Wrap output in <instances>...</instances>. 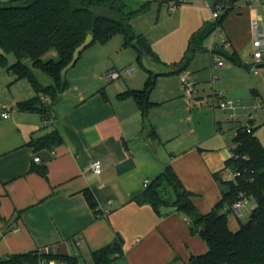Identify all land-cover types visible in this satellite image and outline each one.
Listing matches in <instances>:
<instances>
[{
	"label": "crops",
	"instance_id": "0c3cea01",
	"mask_svg": "<svg viewBox=\"0 0 264 264\" xmlns=\"http://www.w3.org/2000/svg\"><path fill=\"white\" fill-rule=\"evenodd\" d=\"M214 3L196 0L174 11L177 17L192 12L179 39L163 47L148 40L163 62L158 65L165 68L157 71L146 118L134 98L119 97L143 89L149 76L139 63L138 50L125 41L124 50L103 44L81 55L47 124L38 104L34 109L19 107L37 97L31 81L16 79L11 71L0 73V107L11 109L7 118L0 114V261L47 249L74 257L78 264H93V252L119 238L124 254L109 264H189L209 250L181 211L162 214L136 198L145 192L146 180L150 185L171 165L196 207L209 213L227 188L217 176L233 180L226 162L238 129L250 127L264 145V0H237L222 17L229 41L224 48L232 58L215 53L222 43L212 42L210 36L207 49L186 68L197 82L198 95L222 90L236 105L206 108L184 96L176 64L191 35L212 21ZM258 40L263 57L253 65V43ZM52 56L58 57L57 51ZM121 57L128 61L117 62ZM126 67H133L131 75L107 77L109 71ZM44 73L51 80L42 76L40 81L35 73L41 86L53 84V77ZM54 130L62 136L60 143L33 145ZM38 156L41 161L36 162ZM94 159L102 161L100 174L89 169ZM87 192L97 200L98 212ZM248 200L252 211L256 204ZM228 219L232 231L240 229L239 215L232 211Z\"/></svg>",
	"mask_w": 264,
	"mask_h": 264
},
{
	"label": "trees",
	"instance_id": "16d2710c",
	"mask_svg": "<svg viewBox=\"0 0 264 264\" xmlns=\"http://www.w3.org/2000/svg\"><path fill=\"white\" fill-rule=\"evenodd\" d=\"M152 0H148L140 9H130L125 0H2L0 1V66L16 75V79L27 78L37 92V97L19 103L22 109H34L37 104L44 119H49L54 104L68 89L69 82L62 81L61 70L72 59L73 52L87 37L93 35V42L106 43L116 34H122L125 44L134 45L137 41L143 51L138 50V60L146 68L149 76L141 90H127L119 94L122 99L132 97L141 108L143 117L152 105L150 93L155 87V73L146 63L145 57L155 64L163 63L160 56L142 34L135 33L132 20L144 10ZM164 1V0H159ZM224 0H215L214 5H222ZM232 8V7H231ZM225 9L224 15L231 9ZM221 16L216 21L204 24L195 31L188 42L183 58L176 64L177 72H183L198 52L207 49L205 41L212 36L217 26L222 25ZM58 53V59L45 60L50 51ZM14 54L16 61L9 64L8 54ZM30 58L32 67L23 59ZM234 60L238 61L237 56ZM35 69H41L53 77L54 82L41 86L35 77ZM42 95L49 98L42 99ZM247 127H240L233 139L234 156L227 160L226 168L238 171L236 179L223 181L226 185L223 197L209 212L202 213L190 199L177 173L171 165L159 175L142 196L139 203H150L157 211L163 205L178 206L189 220L191 229L199 233L208 243L209 250L194 256L189 264H264V145L254 130L247 132ZM62 136L58 130L38 138L34 146H50L60 143ZM225 168V169H226ZM91 206L99 211L97 200L87 192ZM255 202L249 220L241 223L237 231L229 227L228 215L232 205L240 195ZM175 195L173 198L172 196ZM183 199L186 204L182 205ZM122 239L114 241L93 252V264H109L124 254ZM42 258H56L70 264H78L71 256L55 254L51 251L40 253L39 250L15 254L0 264H38Z\"/></svg>",
	"mask_w": 264,
	"mask_h": 264
},
{
	"label": "rangeland",
	"instance_id": "374dc122",
	"mask_svg": "<svg viewBox=\"0 0 264 264\" xmlns=\"http://www.w3.org/2000/svg\"><path fill=\"white\" fill-rule=\"evenodd\" d=\"M125 1L128 3V6L130 9L136 10V9H140L142 5H144L148 0H125ZM191 1L193 3L196 2V0H190L189 2ZM187 3L182 4L178 8V10L188 5ZM167 7H168V3L165 1L160 2L159 0H152L144 10H141L134 16L132 20V24H133L135 33L144 35L147 40L155 44L157 47H160V46L163 47L162 45H165L166 43H169L170 41L173 42L179 39L184 34V32L186 33L188 29V22L190 21L192 12L189 11L187 14L185 13L181 17H177V14L179 12L177 11L174 13H170L168 12ZM208 10L210 11L209 8ZM103 44L108 47L109 46L115 47L116 45H121L122 46L121 48L124 50V45H123L124 37L122 34H116L106 43H101L100 41H96L89 46V49L86 48L84 52L86 50H87L86 52H88L89 50H92L94 48H99ZM130 46L132 50H135V51L137 50L136 48H134V45H130ZM52 52H55V51H51L48 54H46L44 59L45 60L58 59V57L54 58V56H52ZM84 52L82 53L83 56L85 55ZM126 60L127 58L121 57L120 60H117V62L124 63ZM8 61H9V64H12L16 61V57L14 56V54L12 53L8 54ZM23 61L27 65H30V67H32V60L30 58H24ZM132 65L136 68V70L140 69L137 61H134ZM156 65L157 67L159 66V71L165 68L158 64ZM75 66L67 72L68 78H70V76L73 74ZM150 68H152L154 72L158 71V69H156L155 67H150ZM34 71L37 77L40 79V81H42L43 77L51 80V77L46 75L41 70L34 69ZM3 72H7V69L0 66V73H3ZM210 82L212 84V79ZM205 107L208 108L210 106H205ZM205 127L207 130H209L210 128L209 123H206ZM246 206H247L246 208L244 206L241 207L242 214L239 215L242 223H246L250 217L251 209L249 208L251 207V202L249 200L246 203Z\"/></svg>",
	"mask_w": 264,
	"mask_h": 264
},
{
	"label": "built area",
	"instance_id": "2783aa9c",
	"mask_svg": "<svg viewBox=\"0 0 264 264\" xmlns=\"http://www.w3.org/2000/svg\"><path fill=\"white\" fill-rule=\"evenodd\" d=\"M165 2L168 3L169 6V11L174 12L176 11L182 4L189 2L190 0H164ZM212 9V20L216 21L220 16L223 11V6L222 5H213L211 6ZM215 40H219L222 43V47L229 46V41L226 38L225 34L222 31V26L219 25L217 26L216 30L212 34V42ZM261 42L255 41L253 43V46L255 47V51L253 53V65L257 64L260 62L262 59V51L260 49ZM221 56L219 57L218 63L220 65L223 64V61L220 59ZM133 73V67H126L123 70H111L108 72L107 77L108 78H118L123 74L126 75H131ZM217 77L215 76L212 80V83H216ZM181 82H182V87H183V93L184 96L195 103L197 106H210L214 105L217 108H222L226 109L228 107H234L236 105L235 99L228 95L225 94L222 90H214V92L211 95L208 94H203V95H198V88H197V82L195 79L191 76V74L188 71H183L181 73ZM42 99L45 101H48L49 98L42 95ZM11 109L9 107H0V114L2 117L7 118L10 116ZM49 120L44 119V123L47 124ZM247 132H251V128L247 127ZM237 134V132H236ZM234 156V153L232 152L231 157ZM36 162L41 161V158L38 156L35 158ZM89 169L97 174L102 173L103 170V164L100 159H94L90 162L89 164ZM231 171V170H230ZM231 174L233 175V179H236L237 176L240 175V172L238 171H231ZM149 185V181L146 180L145 186ZM248 202V199L243 197V195H240V199L237 200L233 205H232V210L235 214L241 215V207H243L246 203ZM80 243V240L77 241V244ZM40 253L43 252H49L47 249H39ZM28 264V263H26ZM38 264H70L68 262L56 259V258H42L40 259Z\"/></svg>",
	"mask_w": 264,
	"mask_h": 264
},
{
	"label": "water",
	"instance_id": "95a60500",
	"mask_svg": "<svg viewBox=\"0 0 264 264\" xmlns=\"http://www.w3.org/2000/svg\"><path fill=\"white\" fill-rule=\"evenodd\" d=\"M237 0H224L223 1V7L225 9H229L231 7L234 6V3L236 2ZM225 11H223L222 15H224ZM93 42V35L92 34H88L86 39L79 45L75 48L74 52H73V55H72V59L70 60V62L65 65L62 70H61V75H62V81L64 82L67 78V72L73 68L75 66V64L78 62V60L80 59L81 57V54L84 52V50L86 48H88ZM133 44L141 51H143V47L137 42V41H134ZM214 52L215 53H218L220 55H224L228 58H232L233 54L225 49L224 47H217V48H214ZM145 61L146 63L148 64L149 67H155L156 69H158L159 71V66L157 67V65L153 62H151L149 60L148 57H145ZM38 108H41L42 105L41 104H38L37 105ZM186 204V199H183L182 201V205ZM178 206H175V205H171V206H166V205H163L159 208L160 212L162 214H168V213H171L175 210H178Z\"/></svg>",
	"mask_w": 264,
	"mask_h": 264
}]
</instances>
